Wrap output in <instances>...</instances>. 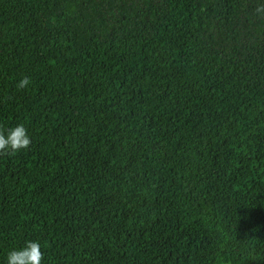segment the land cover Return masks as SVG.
I'll return each mask as SVG.
<instances>
[{"label": "trees", "instance_id": "trees-1", "mask_svg": "<svg viewBox=\"0 0 264 264\" xmlns=\"http://www.w3.org/2000/svg\"><path fill=\"white\" fill-rule=\"evenodd\" d=\"M259 4L0 0V264H264Z\"/></svg>", "mask_w": 264, "mask_h": 264}, {"label": "clouds", "instance_id": "clouds-1", "mask_svg": "<svg viewBox=\"0 0 264 264\" xmlns=\"http://www.w3.org/2000/svg\"><path fill=\"white\" fill-rule=\"evenodd\" d=\"M254 11L256 15L264 18V4H259ZM30 82V78L25 76L19 81L17 88L23 90ZM30 143V137L23 124L10 128L7 134L0 131V154H16L27 149ZM43 260L44 254L38 241H29L23 248L10 251L7 255V264H42Z\"/></svg>", "mask_w": 264, "mask_h": 264}]
</instances>
